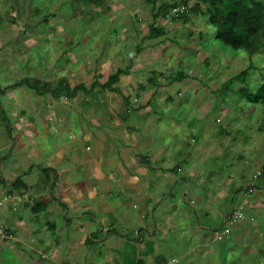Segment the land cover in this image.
<instances>
[{
  "label": "rangeland",
  "instance_id": "obj_1",
  "mask_svg": "<svg viewBox=\"0 0 264 264\" xmlns=\"http://www.w3.org/2000/svg\"><path fill=\"white\" fill-rule=\"evenodd\" d=\"M163 1L180 5L154 20V4ZM196 2L189 0L190 5ZM183 5L182 0H103L101 6L93 0H0V264H117L114 256L99 250L98 238L84 246L83 233L73 231L68 221L72 210L96 203L94 192L67 191L65 184L59 188L70 180L92 182L91 166L113 146L109 136L128 143L122 154L133 166L129 156L137 146L129 136L135 130L131 117L142 94L143 103L155 94L165 101L176 94L182 119L188 106L191 113L214 106L215 119L223 121L233 105L234 124L226 138L237 153H249L240 162L245 170L252 169L251 180L261 169L255 188L250 194L246 189L245 195L259 206L251 205L255 215L247 213L252 220L247 227L260 228L253 236L264 257V108L241 91L243 86L253 91L261 87L264 46L249 53L225 44L216 37L209 13H185ZM152 22L163 34L148 37ZM118 68L124 72L113 85L116 90L104 88ZM245 69L250 75L244 84ZM65 80L71 86L95 82L94 89L54 95L51 90ZM28 82L49 85L50 91L39 92ZM143 108L152 109L147 104ZM211 115L202 113V118ZM185 119L165 128L167 138L186 129ZM99 124L106 128L99 129ZM188 130L192 141H202L198 132L195 136ZM258 136L257 144L250 143ZM246 142L260 150H247ZM46 166H54L60 175L51 172L49 179L43 173ZM123 177L131 182L130 176ZM251 192L259 201L252 203ZM246 253H239L237 264L248 262Z\"/></svg>",
  "mask_w": 264,
  "mask_h": 264
},
{
  "label": "crops",
  "instance_id": "obj_2",
  "mask_svg": "<svg viewBox=\"0 0 264 264\" xmlns=\"http://www.w3.org/2000/svg\"><path fill=\"white\" fill-rule=\"evenodd\" d=\"M144 101L142 94L136 104L137 113L131 117L135 130L129 136L137 146L135 150L128 147L133 166H129L125 153L122 154L128 143L109 136L107 140L113 146L100 162L94 161L91 166L92 182L70 180L59 188L62 190L65 184L67 191L91 190L97 196L92 207L76 212L74 209V216L68 218L73 231L83 233L81 243L86 246L98 238L99 250H104L105 256H114L117 264H155L172 257L177 258L175 264H237V256L244 255L245 251L248 262L242 264H264V257L256 249V235L253 236L260 228L247 227L252 220H240L232 226L230 234L221 232L233 209L240 207L249 216L255 215L251 214V196L245 195L252 169L245 170L240 162L250 155L237 153L225 135L230 131L228 126L234 124L233 105L226 114L227 119L220 122L215 119L217 108L214 106L205 112L198 109L193 113L188 106L187 116L180 118L176 94H168L166 101L157 94L152 100ZM145 104L152 109H144ZM202 113H212L211 119L202 118ZM184 119L182 126L186 123V129H179L178 136L167 138L165 128ZM105 126L98 125L99 129ZM187 129L195 136L198 132V139L202 141L196 143V137L192 141L191 135L186 134ZM261 137L250 143L257 144ZM245 145L247 150H260H253L248 142ZM52 168L47 173L43 171L49 179L51 172L60 175L57 168ZM200 175H204L201 181ZM123 176H130L131 182ZM256 200L253 194L252 203ZM90 238L94 239L89 241Z\"/></svg>",
  "mask_w": 264,
  "mask_h": 264
},
{
  "label": "trees",
  "instance_id": "obj_3",
  "mask_svg": "<svg viewBox=\"0 0 264 264\" xmlns=\"http://www.w3.org/2000/svg\"><path fill=\"white\" fill-rule=\"evenodd\" d=\"M93 1L95 6H101L103 0ZM182 2L184 3L182 11L185 13H209L210 20L216 29V37L225 44L235 49L244 48L249 53L264 46V0H197L194 5H190L189 0H182ZM203 4L207 5V8H204ZM179 5L180 2L178 1H163L159 6L154 4V20L159 16L169 15L170 9L177 8ZM181 13L182 12H180L179 15H181ZM179 15L176 17H179ZM163 32V28H157L155 23L152 22L148 37H157L163 34ZM142 42L137 44L138 52L140 51ZM127 69H129V67ZM249 71L250 70L245 69L242 72L244 84L247 83V78L250 75ZM123 72L124 70H122V68H118L115 72L111 73L107 81L102 84L104 88L116 90L113 85L119 81L120 74ZM37 83L38 82H36V84H29L39 92L46 93L50 91L48 90L50 89L49 85H40ZM94 83L95 82H93L91 86H87L83 82L71 86V84L65 80L58 89L51 91H53L52 93L56 96L62 91H66L69 95L75 96L80 90L85 93L93 91ZM97 84H99V82H97ZM241 91L247 99L261 103L264 108V81L257 90L253 91L247 86H243ZM261 129L264 130V124L261 126ZM51 169H53L51 166H46L44 171L47 173ZM252 181L253 180L246 186L247 190L252 187ZM253 188H255V185ZM251 194H253V192H251ZM41 205L43 206L41 203L37 204L36 208H39Z\"/></svg>",
  "mask_w": 264,
  "mask_h": 264
},
{
  "label": "built area",
  "instance_id": "obj_4",
  "mask_svg": "<svg viewBox=\"0 0 264 264\" xmlns=\"http://www.w3.org/2000/svg\"><path fill=\"white\" fill-rule=\"evenodd\" d=\"M260 174H261V170L259 169L256 171L255 176L258 177ZM257 177H254L252 184H251L252 187L248 189L249 194H250V191L253 190V186L255 185ZM245 217H246V212L242 208L238 207V208L233 209L231 213L229 214L227 221H225V224L221 228V232L223 234L230 233L232 225L236 224L239 220L244 219ZM176 261H177V258L172 257L169 259L159 261L155 264H175Z\"/></svg>",
  "mask_w": 264,
  "mask_h": 264
},
{
  "label": "clouds",
  "instance_id": "obj_5",
  "mask_svg": "<svg viewBox=\"0 0 264 264\" xmlns=\"http://www.w3.org/2000/svg\"><path fill=\"white\" fill-rule=\"evenodd\" d=\"M246 197H247V196H246ZM248 197H250V195H248ZM242 209H243V208H242ZM243 210H244V209H243ZM244 211L246 212V210H244ZM244 219H245V220L248 219L247 212H246V217H245ZM244 219H241V220H244ZM239 221H240V220H239ZM239 221H238V222H239ZM224 224H225V223H224ZM232 226H233V225H232ZM231 228H232V227H231ZM230 233H231V231H230ZM230 233H227V234H230Z\"/></svg>",
  "mask_w": 264,
  "mask_h": 264
}]
</instances>
